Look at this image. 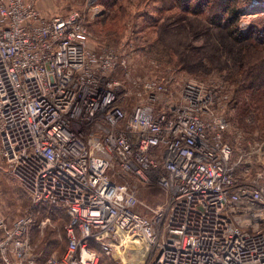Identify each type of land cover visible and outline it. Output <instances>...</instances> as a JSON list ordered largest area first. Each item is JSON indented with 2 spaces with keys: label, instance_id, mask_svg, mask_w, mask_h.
Segmentation results:
<instances>
[{
  "label": "built area",
  "instance_id": "built-area-1",
  "mask_svg": "<svg viewBox=\"0 0 264 264\" xmlns=\"http://www.w3.org/2000/svg\"><path fill=\"white\" fill-rule=\"evenodd\" d=\"M246 1L240 19L264 14ZM37 3L0 0V174L30 202L13 218L0 206V264H99L121 234L152 248L149 264H264V139L229 118L233 86L131 74L136 46L97 49L80 10ZM122 178L166 201L140 213ZM48 205L69 216L62 253L31 239Z\"/></svg>",
  "mask_w": 264,
  "mask_h": 264
},
{
  "label": "rangeland",
  "instance_id": "rangeland-1",
  "mask_svg": "<svg viewBox=\"0 0 264 264\" xmlns=\"http://www.w3.org/2000/svg\"><path fill=\"white\" fill-rule=\"evenodd\" d=\"M113 1L94 0L92 4H88V0H48L46 3L50 7L48 9L47 6L46 10H43L41 0H38L37 5L44 13L49 12V15L80 10L92 36L90 44L97 49L105 45L120 50L126 42L132 43L139 50L133 65L128 68L134 75H152L170 83L175 78L177 85L188 77L206 80L218 75L232 85L228 78L233 64H239L243 60H250L252 63L259 60L260 55L255 53L256 47L245 49L251 44L237 42L221 28L211 26L205 19L207 12L185 10L177 0ZM149 14L153 17H149ZM262 16L264 19V14ZM249 21L251 23L254 19L247 16L242 20L239 16L241 27L244 28V23L247 25ZM137 33L158 42L161 49L154 52L149 49L141 50V42L136 44L135 40ZM163 48L168 51L165 52ZM251 91L252 89H246L237 93L232 90V93L234 98L237 97V110L245 106L256 109L259 132L254 133L263 140L264 116L260 114L264 111V100L256 99V95L250 94ZM260 92L264 98V89ZM237 110L233 111V115L238 113ZM119 182H128L137 191L140 202L137 210L142 214L151 216L150 209L157 208L166 201V193L159 187H147L134 178H122ZM20 191L11 177L5 173L0 174V206L8 218L23 215L30 206L28 198L19 195ZM51 224L52 222L48 226ZM135 240L138 242H133ZM57 250L60 252L63 249L59 246ZM152 253V248L146 246L141 238L121 234L112 254L101 258L99 264H149Z\"/></svg>",
  "mask_w": 264,
  "mask_h": 264
},
{
  "label": "trees",
  "instance_id": "trees-1",
  "mask_svg": "<svg viewBox=\"0 0 264 264\" xmlns=\"http://www.w3.org/2000/svg\"><path fill=\"white\" fill-rule=\"evenodd\" d=\"M113 2H117V0ZM177 2L179 6L185 10H190L195 13L207 12V15L205 14V19L211 26L221 28L237 42H247L251 44H248L245 49L250 48V46L256 47L255 53L260 55L259 60L253 63L250 62V60H243L239 64H233V69L229 72L228 80L232 83L233 92L236 90L238 93L241 90L246 91V89H252L250 94L256 95V99L260 98L264 100L260 92V90L264 89L263 16H258L247 27L243 28L239 23V16L242 8L247 4L246 0H177ZM149 17L152 18L153 15L149 14ZM135 40L136 44L138 41L141 42V46L139 47L141 50L149 49L150 52H154L155 50L161 49L158 42L151 41L139 33L136 34ZM163 50H165V52L168 51L164 48ZM245 97L246 96H244V98ZM237 103V97H233L230 111L232 115L230 116L229 114V118L237 127L244 130L247 139L262 138H258L256 133H254L258 131V113H255L256 109L245 106L237 110ZM234 110H237L238 113L233 115ZM260 115L264 116V111ZM243 124H245V126ZM41 210V215L50 217L52 224L47 226L43 236H40V231L35 228L31 233V239L34 243L38 244V248L42 249L45 254H50L54 249H58L59 246L63 249L59 253H62L66 247L63 225L69 221V216L64 209L49 205L44 206ZM104 256L105 255H102L101 258H104Z\"/></svg>",
  "mask_w": 264,
  "mask_h": 264
},
{
  "label": "crops",
  "instance_id": "crops-1",
  "mask_svg": "<svg viewBox=\"0 0 264 264\" xmlns=\"http://www.w3.org/2000/svg\"><path fill=\"white\" fill-rule=\"evenodd\" d=\"M46 1H48V0H41V6L43 7V10L45 9H47V6H48V9H49V5H48V3H46ZM46 5V6H45ZM46 13V12H45ZM47 13H49V12H47ZM46 13V14H47ZM47 15H49V14H47Z\"/></svg>",
  "mask_w": 264,
  "mask_h": 264
},
{
  "label": "bare ground",
  "instance_id": "bare-ground-1",
  "mask_svg": "<svg viewBox=\"0 0 264 264\" xmlns=\"http://www.w3.org/2000/svg\"><path fill=\"white\" fill-rule=\"evenodd\" d=\"M133 242L137 243V242H138V240H135V241H133Z\"/></svg>",
  "mask_w": 264,
  "mask_h": 264
}]
</instances>
